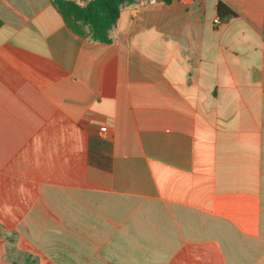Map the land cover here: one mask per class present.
Returning a JSON list of instances; mask_svg holds the SVG:
<instances>
[{"label":"crops","instance_id":"0c3cea01","mask_svg":"<svg viewBox=\"0 0 264 264\" xmlns=\"http://www.w3.org/2000/svg\"><path fill=\"white\" fill-rule=\"evenodd\" d=\"M52 1L0 0V264H264V0Z\"/></svg>","mask_w":264,"mask_h":264},{"label":"trees","instance_id":"16d2710c","mask_svg":"<svg viewBox=\"0 0 264 264\" xmlns=\"http://www.w3.org/2000/svg\"><path fill=\"white\" fill-rule=\"evenodd\" d=\"M123 2L124 0H92L82 7L66 0L52 1L54 7L61 14L70 29L75 32L71 26L74 22L88 24L93 32V37L91 38L99 42L109 41L106 33L114 26L119 16L120 5ZM162 2L167 5L170 3V0H162ZM223 9L224 6L219 4L218 12L220 15ZM229 16H232V13L228 12L225 17Z\"/></svg>","mask_w":264,"mask_h":264},{"label":"rangeland","instance_id":"374dc122","mask_svg":"<svg viewBox=\"0 0 264 264\" xmlns=\"http://www.w3.org/2000/svg\"><path fill=\"white\" fill-rule=\"evenodd\" d=\"M71 26L73 27V29L75 30L76 33H79L81 35L84 36H88V37H93L92 36V29L88 24H83L81 22H74L71 24ZM111 29V28H110ZM110 29L107 31V36L109 35V31Z\"/></svg>","mask_w":264,"mask_h":264},{"label":"built area","instance_id":"2783aa9c","mask_svg":"<svg viewBox=\"0 0 264 264\" xmlns=\"http://www.w3.org/2000/svg\"><path fill=\"white\" fill-rule=\"evenodd\" d=\"M161 2H162V0H135V4L138 8L152 7V6H155ZM218 22L219 21L217 20L216 23H218ZM100 130H101V132H104L105 128H101Z\"/></svg>","mask_w":264,"mask_h":264}]
</instances>
